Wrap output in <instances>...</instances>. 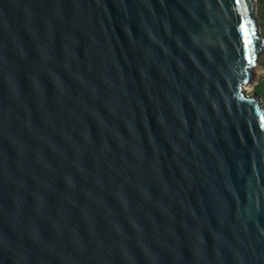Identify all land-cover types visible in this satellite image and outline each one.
Masks as SVG:
<instances>
[{"label":"water","instance_id":"1","mask_svg":"<svg viewBox=\"0 0 264 264\" xmlns=\"http://www.w3.org/2000/svg\"><path fill=\"white\" fill-rule=\"evenodd\" d=\"M256 16L0 0V264H264Z\"/></svg>","mask_w":264,"mask_h":264},{"label":"rangeland","instance_id":"2","mask_svg":"<svg viewBox=\"0 0 264 264\" xmlns=\"http://www.w3.org/2000/svg\"><path fill=\"white\" fill-rule=\"evenodd\" d=\"M264 2L260 4L259 0H257V23L259 26L260 33L264 36V14H263ZM264 61V53L260 54L257 59V66L255 67L252 78L248 85L244 87V93L246 95H253L259 98V102L264 106V97L261 96L260 93H257L256 87L258 86L261 79H264V67L262 66V62ZM264 87V81L263 86Z\"/></svg>","mask_w":264,"mask_h":264},{"label":"trees","instance_id":"3","mask_svg":"<svg viewBox=\"0 0 264 264\" xmlns=\"http://www.w3.org/2000/svg\"><path fill=\"white\" fill-rule=\"evenodd\" d=\"M259 2H260V4H263L264 0H259ZM263 14H264V8H263ZM262 66L264 67V61L262 62ZM263 81H264V79H261L258 86L256 87L257 93H260L262 97H264V87H262Z\"/></svg>","mask_w":264,"mask_h":264},{"label":"snow or ice","instance_id":"4","mask_svg":"<svg viewBox=\"0 0 264 264\" xmlns=\"http://www.w3.org/2000/svg\"><path fill=\"white\" fill-rule=\"evenodd\" d=\"M249 43H258V40L257 41H252V40H249Z\"/></svg>","mask_w":264,"mask_h":264}]
</instances>
